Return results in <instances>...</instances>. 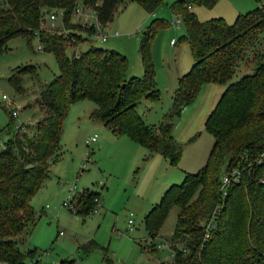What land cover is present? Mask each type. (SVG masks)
Segmentation results:
<instances>
[{
  "label": "trees",
  "instance_id": "16d2710c",
  "mask_svg": "<svg viewBox=\"0 0 264 264\" xmlns=\"http://www.w3.org/2000/svg\"><path fill=\"white\" fill-rule=\"evenodd\" d=\"M129 1L150 12L162 0L81 3L100 24L107 25ZM256 1L257 7L236 14L231 23L220 17L198 21L189 11L192 4L209 8L217 0H175L170 4V12L184 27L181 39L192 63L176 80L170 111L151 126L135 111L139 99H158L145 47L153 31L151 25L140 40L142 76L126 77L127 59L114 49L91 46L66 54L67 47L88 41L74 30L85 34L93 31L92 27L68 22L76 0H0V55L7 50L9 40L35 37L57 66V74L50 81L38 84L36 103L41 116L24 132H14L8 116L5 139L0 141V264H26L25 258L32 257L33 250L18 248L35 221L29 200L60 152L62 123L71 104L91 102L90 121L100 123L112 136H125L149 154L175 164L181 147L171 136L170 120L204 84H224L202 123L203 131L212 138L206 159L197 171L184 172L179 183L163 191L144 214L142 224L151 239L170 209L177 208L166 241L173 256L160 264H264V161L255 160L264 150V0ZM43 7L61 11L66 33L42 29ZM244 58L253 65L252 71L229 82ZM25 74L36 77L33 66L15 67L7 77L15 93L22 91L20 82ZM231 170L236 173L221 186L222 174ZM96 201L97 193L82 191L72 200V212L88 215ZM216 206L212 227L203 240L200 224L208 220Z\"/></svg>",
  "mask_w": 264,
  "mask_h": 264
},
{
  "label": "rangeland",
  "instance_id": "374dc122",
  "mask_svg": "<svg viewBox=\"0 0 264 264\" xmlns=\"http://www.w3.org/2000/svg\"><path fill=\"white\" fill-rule=\"evenodd\" d=\"M173 1L162 0L150 12L136 2H126L107 23L110 29L117 31V35L103 42L95 39L83 41L65 50L70 56L74 51L82 52L91 46L114 49L127 59L126 77H141L140 40L151 25L153 31L145 47L153 69L158 99L154 102L139 99L135 106L143 122L151 126H156L163 115L170 111L171 93L176 87V80L192 63L188 47L181 39L185 34L183 25H170L176 19L169 10ZM258 5L256 0H217L209 8L192 4L189 11L198 21L220 17L226 23H231L236 14L250 11ZM87 20L92 21L88 16ZM68 22L74 21L69 18ZM42 23V29L47 32H67L66 25L61 23L59 10L55 13L52 28L48 26L47 17H43ZM74 32L82 33L78 30ZM36 44L34 38L28 44L20 38H13L6 43L7 50L0 55V141L5 139L9 123L8 109L3 107L1 95L17 104V116L12 123L26 124L37 120V110L31 109L37 98V83H47L57 74L52 55L36 50ZM243 62L229 82L252 71L253 65L245 62V58ZM25 65L34 66L37 83L30 76L23 75V88L17 94L8 84L7 77L13 68ZM223 88L224 84L202 85L193 100L183 105L170 120L171 136L181 147L180 157L175 164L168 163L159 155L142 162L143 148L135 147L139 151L134 152L132 141L127 137L112 136L100 127L89 128L90 120L86 114L89 106L93 105L91 102L81 100L73 103L62 123L60 152L49 163L47 177L29 200L35 221L24 235L22 244L18 245L22 251L33 250L32 257H26L25 263H167L170 260L168 250L156 246L166 243L171 234L177 208L170 209L151 239L144 230L142 219L170 184L181 181L183 172L194 173L203 165L212 138L203 131L202 123ZM26 126L23 132L27 130ZM92 134L95 141L85 144L84 141ZM72 185V200L82 191L97 193L96 208L90 214L75 215L61 206ZM128 220L130 224H127ZM151 245L155 249L151 250Z\"/></svg>",
  "mask_w": 264,
  "mask_h": 264
},
{
  "label": "built area",
  "instance_id": "2783aa9c",
  "mask_svg": "<svg viewBox=\"0 0 264 264\" xmlns=\"http://www.w3.org/2000/svg\"><path fill=\"white\" fill-rule=\"evenodd\" d=\"M57 10L58 9L53 10V9L43 7L41 10V15H40L41 22H43V17H47L48 26H50L52 28L54 25L55 13ZM82 14H84L83 17H82ZM87 16L90 17L92 19V21H88ZM71 18L73 19L74 22L79 23L80 26L92 27L93 31L90 34H85L83 32L81 33L88 40L95 39L99 42H103L104 40L108 39V37L117 35L116 30H110L109 31L108 29H106V25L100 24L97 21L94 13L90 9H88L82 5L81 0H76L74 8L71 12ZM179 24H180V20L177 17L174 21L170 22V25L174 26V27L178 26ZM170 43H173V41H171ZM1 102H2L3 107L8 109L9 116L12 119L13 118L16 119L17 110H18L17 104L12 99L7 98L5 95H1ZM25 126H26V124H23L20 122H14L12 124V128H13L14 132L22 131L25 128ZM94 140H95V135H92L91 137L86 139L84 141V143L88 144L89 142H93ZM255 160L258 162L264 161V150L261 151L256 156ZM81 167H83V166L81 165ZM235 173L236 172L234 170H231L229 173L224 172L220 178L221 186L225 185L228 182L229 176H233ZM73 189H74L73 185L70 188H68L66 198L61 203V206L68 208L70 211H72L74 209L73 204L71 203L72 202L71 196L73 193L72 192ZM223 195H224V191L222 190L221 196H223ZM95 208H96V205L94 206L92 211ZM216 213H217V206L213 209L208 220H206L205 222L200 224V226L203 229V235H202L203 240L206 239L208 236V233H209V231L212 227V224H213L214 215ZM127 224H130L129 220L127 221ZM156 248H166L168 250V253H169V258H172L173 251L169 248L167 243H160L156 246ZM73 264H78V262L74 261Z\"/></svg>",
  "mask_w": 264,
  "mask_h": 264
},
{
  "label": "crops",
  "instance_id": "0c3cea01",
  "mask_svg": "<svg viewBox=\"0 0 264 264\" xmlns=\"http://www.w3.org/2000/svg\"><path fill=\"white\" fill-rule=\"evenodd\" d=\"M41 26H43V23H41ZM106 29H108L109 31L110 30H112V29H110L107 25H106ZM17 38H20V39H22V40H24V42L25 43H29V41L31 40V38H34L35 40H36V38L35 37H31V38H29L28 40H26V39H24V38H21V37H17ZM36 50H38L39 52H41V53H47V52H45V51H43L42 50V48L40 47V45L38 44V42H37V40H36ZM25 66H31V65H25ZM16 67H18V66H16ZM34 67V66H33ZM14 69V68H13ZM12 69V70H13ZM11 70V71H12ZM35 70V69H34ZM127 73V72H126ZM183 74V73H182ZM25 75H28V76H30L34 81H36V83H37V79H36V77L34 78V77H32L31 75H29V74H25ZM35 75H36V73H35ZM22 78V77H21ZM38 84H40V83H37V89H38ZM20 85H21V82H20ZM21 87H22V85H21ZM23 88V87H22ZM13 90V89H12ZM17 94H20V93H17ZM89 102V101H88ZM28 105V104H27ZM71 105H73V104H71ZM70 105V106H71ZM69 106V107H70ZM93 108V105L92 106H89V109H88V112H87V114H86V116H87V119H88V114H89V112L91 111V109ZM31 109H35V110H37V113H38V118L41 116V112H40V110H39V108H38V106H37V103H36V99H35V106L33 107V108H31ZM69 110V109H68ZM68 110H67V113H66V115H65V117H64V119L66 118V116H67V114H68ZM63 119V120H64ZM89 120V119H88ZM36 122V119H33V121H31V122H28V123H26V124H28L27 126H26V129L28 128V127H32L33 125H34V123ZM13 124V123H12ZM93 127L94 128H96V127H100L101 129H104V131L106 132V133H108V134H110L100 123H97V122H93V121H90V126H89V128L91 129H93ZM92 135H94V134H92ZM111 135V134H110ZM95 141V140H94ZM93 141V142H94ZM132 144V148L134 149V152H136V151H139V150H135L136 148L135 147H140V146H135V145H137V144H133V142H131ZM141 148V147H140ZM139 149V148H138ZM143 151L144 152H142L143 154L141 155V157H140V160L142 161V162H147L148 160H150L153 156H157V154H149L145 149H143ZM184 173V172H183ZM171 185V184H170Z\"/></svg>",
  "mask_w": 264,
  "mask_h": 264
}]
</instances>
